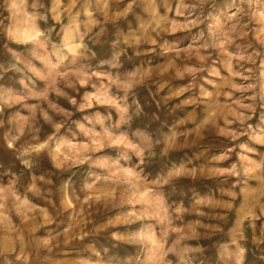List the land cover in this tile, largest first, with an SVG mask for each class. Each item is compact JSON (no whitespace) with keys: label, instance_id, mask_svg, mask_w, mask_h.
Wrapping results in <instances>:
<instances>
[{"label":"rangeland","instance_id":"rangeland-1","mask_svg":"<svg viewBox=\"0 0 264 264\" xmlns=\"http://www.w3.org/2000/svg\"><path fill=\"white\" fill-rule=\"evenodd\" d=\"M0 264H264V0H0Z\"/></svg>","mask_w":264,"mask_h":264},{"label":"bare ground","instance_id":"bare-ground-1","mask_svg":"<svg viewBox=\"0 0 264 264\" xmlns=\"http://www.w3.org/2000/svg\"><path fill=\"white\" fill-rule=\"evenodd\" d=\"M8 5H10V4H8ZM220 20V19H219ZM30 32L28 31V29L27 30H25V34H29ZM33 33L31 32V35H32Z\"/></svg>","mask_w":264,"mask_h":264}]
</instances>
